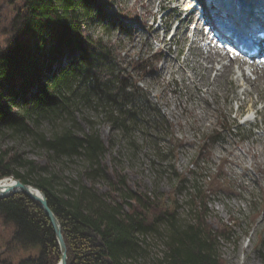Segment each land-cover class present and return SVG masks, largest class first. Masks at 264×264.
<instances>
[{
  "label": "trees",
  "instance_id": "16d2710c",
  "mask_svg": "<svg viewBox=\"0 0 264 264\" xmlns=\"http://www.w3.org/2000/svg\"><path fill=\"white\" fill-rule=\"evenodd\" d=\"M21 4L7 19L5 42L0 43V136L30 133L47 152L50 163L62 157H82L83 175L89 181L103 177L100 158L105 151L98 133L77 134L73 111L92 104L124 131L135 117L150 113L146 97L137 87L139 79L155 70L157 54L131 60L130 71L118 63L112 47L81 30L82 22L100 21L103 27L128 32L125 23L113 18L103 2L93 0H9ZM119 18L126 15L119 13ZM116 68V71H115ZM16 100L23 110L13 113ZM30 107V108H29ZM151 112L155 114L154 110ZM46 116L67 122L46 136L27 125L30 116ZM65 114L62 118V114ZM157 117L160 118L159 114ZM217 131L205 140L218 141ZM174 150L171 151L173 154ZM221 168V169H220ZM207 181L205 189L195 186L190 197L191 220H176L173 201L133 193L126 189L115 196L97 193L76 179L61 183L47 166L36 165L13 148L0 149V180L14 177L40 190L57 218L66 247V264H127L139 252L138 233L167 228L164 256L155 264H224L216 253L218 239H229V227L212 229L206 222L208 195L231 192L222 167ZM46 175V176H45ZM178 175V174H176ZM179 174V182L184 181ZM213 179V180H212ZM124 206L126 209L124 210ZM0 226L11 229L6 247L20 250L15 261L0 264H56L58 251L47 217L38 203L23 193L0 198ZM262 243V241L260 240Z\"/></svg>",
  "mask_w": 264,
  "mask_h": 264
},
{
  "label": "rangeland",
  "instance_id": "374dc122",
  "mask_svg": "<svg viewBox=\"0 0 264 264\" xmlns=\"http://www.w3.org/2000/svg\"><path fill=\"white\" fill-rule=\"evenodd\" d=\"M93 1L106 4L108 13L122 23L136 20L135 24H125L128 32L103 27L95 19L82 22L80 27L89 37L109 44L126 71L131 72V60L145 58L158 47L162 49L164 55L155 63V70L136 84L146 97L150 113L139 116L142 111L138 110L134 123L126 125L128 131L123 132L92 104L78 106L73 111L74 131L83 135L92 127L105 147L100 158L102 179L89 181L83 175L82 157H62L49 163L47 152L30 133H5L0 136V149L13 148L36 165L47 166L48 172H55L61 183L76 179L99 194L110 192L109 181L118 183L122 178L123 183L116 184L115 196L128 189L165 198L169 200L167 203L173 201L176 220L183 224L192 219L190 197L195 186L205 189L209 178H215L214 174L222 167L231 192L208 195L205 219L212 229L227 225L231 235L229 239L216 241V253L224 264H264V149L261 148L264 147V75H254L251 81L248 76L244 81L236 80L238 74L232 66L229 72L220 75L221 70L213 77L215 67L221 62L211 66L217 59L210 60L206 64L208 69L205 68L198 43L190 45L188 38H183L182 28L177 30L176 41H168V35L162 36L161 32L169 23L170 29L176 26V12L171 10L175 4L167 3L171 0ZM20 4L0 0V43L6 40L3 37L7 36L8 29L4 27L7 19ZM160 6L167 9L162 12L161 29L155 31L152 17ZM119 13L126 18H119ZM255 71L264 72V68ZM245 90L247 94H243ZM23 108L22 100H16L13 113ZM254 117L258 120L253 121ZM34 123L37 131L46 136L67 125L63 119L51 121L36 113L27 120L31 129L35 128ZM215 131L219 133L218 141L207 143L209 154L206 155L201 148L206 145L207 136ZM176 174H184V181L179 182ZM10 235V228L0 226L1 259L13 262L22 253L6 247ZM137 235L140 250L127 264H155L162 260L166 225L158 223L155 229Z\"/></svg>",
  "mask_w": 264,
  "mask_h": 264
},
{
  "label": "water",
  "instance_id": "95a60500",
  "mask_svg": "<svg viewBox=\"0 0 264 264\" xmlns=\"http://www.w3.org/2000/svg\"><path fill=\"white\" fill-rule=\"evenodd\" d=\"M8 179H9V183L0 190V198L5 197L7 194L23 193L29 198H31L33 201L37 202L43 214L47 217L54 233L55 242L58 251V261L56 264H66L67 262L66 247L63 240V236L61 234L60 225L57 218L54 216V214L47 206V202L44 194L37 188L31 185L23 184L14 177H8Z\"/></svg>",
  "mask_w": 264,
  "mask_h": 264
},
{
  "label": "bare ground",
  "instance_id": "6f19581e",
  "mask_svg": "<svg viewBox=\"0 0 264 264\" xmlns=\"http://www.w3.org/2000/svg\"><path fill=\"white\" fill-rule=\"evenodd\" d=\"M201 36H204L203 34H200ZM202 51V50H200ZM227 57L226 55V52L223 51L222 49H214V50H210L209 52H204L202 51L201 53V58L203 60V63H204V66L205 68L208 69L207 67V63H210V60H215L214 62L212 61L211 62V66L213 64V66L215 65H218L217 62L220 61L221 64H220V68H216L215 67V72H214V76L213 77H216L218 75V73L220 72V75H222L223 73L225 72H229V70L232 68V66H235V69L236 71L239 73H241L240 75H236V80H241V81H244V79L246 78L244 76V73L247 72L249 70V68L251 67L249 63H238L236 60L234 59H229V60H225V58ZM219 58V59H218ZM223 58V59H222ZM221 59V60H220ZM175 62V61H174ZM185 61H183L182 63H184ZM245 65V67H244ZM184 66V65H183ZM264 68V66L262 67H255L254 68V71H253V74L256 75L257 77H259L262 73V75H264V72H258V71H255V70H259V69H262ZM214 71V70H213ZM179 72V71H178ZM246 74V73H245ZM260 74V75H259ZM230 75V74H229ZM191 77V76H190ZM189 76H188V79H191ZM260 80V78H259ZM260 83V81H259ZM247 85V81L245 83ZM243 94H247V90L243 91ZM262 144H260L261 146ZM264 149V147H261ZM9 183V179L8 178H4V179H1L0 180V190Z\"/></svg>",
  "mask_w": 264,
  "mask_h": 264
}]
</instances>
